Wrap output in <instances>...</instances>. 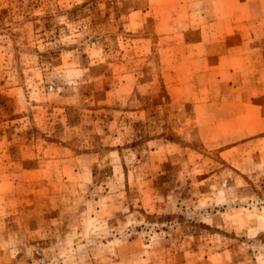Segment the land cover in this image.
Instances as JSON below:
<instances>
[{
	"label": "rangeland",
	"instance_id": "374dc122",
	"mask_svg": "<svg viewBox=\"0 0 264 264\" xmlns=\"http://www.w3.org/2000/svg\"><path fill=\"white\" fill-rule=\"evenodd\" d=\"M0 264H264V0H0Z\"/></svg>",
	"mask_w": 264,
	"mask_h": 264
}]
</instances>
